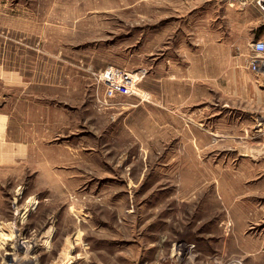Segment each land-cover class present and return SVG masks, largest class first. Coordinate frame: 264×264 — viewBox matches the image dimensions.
I'll return each instance as SVG.
<instances>
[{
  "label": "rangeland",
  "instance_id": "obj_1",
  "mask_svg": "<svg viewBox=\"0 0 264 264\" xmlns=\"http://www.w3.org/2000/svg\"><path fill=\"white\" fill-rule=\"evenodd\" d=\"M200 1L0 0V264H264L247 29L222 58Z\"/></svg>",
  "mask_w": 264,
  "mask_h": 264
},
{
  "label": "crops",
  "instance_id": "obj_2",
  "mask_svg": "<svg viewBox=\"0 0 264 264\" xmlns=\"http://www.w3.org/2000/svg\"><path fill=\"white\" fill-rule=\"evenodd\" d=\"M201 4L197 7H194V16H192L193 21H197V19H202L204 16L198 14L199 12H207L210 11V16H205V25L200 26L201 30L207 31L208 39L210 40L211 47L213 52L215 53V49L217 50V54L219 55V51H221V57L228 59L233 54V50L229 47V45H233L240 41L239 37L236 34V27L243 26L246 30V40L250 43L255 39H264V13L260 10L248 6L242 8L239 6L238 14L241 21H236L235 18V7L238 3L236 0H201ZM209 17V18H208ZM203 33V32H202ZM244 41V40H242ZM213 53V54H214ZM230 55V56H229ZM234 58V56H232ZM250 69V68H249ZM250 73L253 74L255 78L256 85L258 86V99L259 103H264V67H262L258 72L252 71L250 69ZM235 69L232 70L231 76L234 75ZM4 73H7L4 71ZM5 76V75H1ZM252 75L248 74V80H245L244 88L248 87L247 91L251 90V78ZM1 102V101H0ZM1 103H7V101H2ZM7 117L4 114L0 113V123H2V131H5L6 128ZM84 230H80V232H76L74 234V240L72 241L73 245H76L83 248L90 246L91 242L85 239ZM68 237L66 235L65 242L67 243ZM98 245H102V239H99ZM63 242V243H65ZM62 243V244H63ZM64 248V246H62ZM97 251L101 252L102 247L98 246ZM99 257L101 254L99 253ZM59 261V259H58Z\"/></svg>",
  "mask_w": 264,
  "mask_h": 264
},
{
  "label": "built area",
  "instance_id": "obj_3",
  "mask_svg": "<svg viewBox=\"0 0 264 264\" xmlns=\"http://www.w3.org/2000/svg\"><path fill=\"white\" fill-rule=\"evenodd\" d=\"M240 1V5L242 8L252 6L262 13H264V0H238ZM250 55L249 59H247V66L255 72H258L262 67H264V39H255L250 42ZM142 76L140 71L136 73H129L128 71H114L108 70L106 72L105 78L111 79L112 81L109 84V92L113 94L115 89L121 84V82L134 83L136 78ZM123 79V80H122ZM122 80V81H120Z\"/></svg>",
  "mask_w": 264,
  "mask_h": 264
},
{
  "label": "bare ground",
  "instance_id": "obj_4",
  "mask_svg": "<svg viewBox=\"0 0 264 264\" xmlns=\"http://www.w3.org/2000/svg\"><path fill=\"white\" fill-rule=\"evenodd\" d=\"M6 228L7 229H5V231H6V235H7V238H9V237H11L12 236V234H14L13 233V230H11V228L10 227H8V226H6ZM10 231V232H9ZM47 240V242L46 243H48L49 242V238L48 239H46Z\"/></svg>",
  "mask_w": 264,
  "mask_h": 264
}]
</instances>
